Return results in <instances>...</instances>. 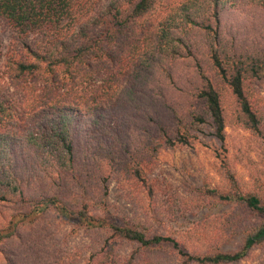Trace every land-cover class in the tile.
<instances>
[{"label": "trees", "instance_id": "16d2710c", "mask_svg": "<svg viewBox=\"0 0 264 264\" xmlns=\"http://www.w3.org/2000/svg\"><path fill=\"white\" fill-rule=\"evenodd\" d=\"M173 1L0 0V22L21 44L20 56L2 52L0 46V201L32 204L35 216L52 208L62 221L79 228L105 229L107 235L86 264H158L149 253L161 249L171 252L176 264H232L254 248L264 252V192L241 193L229 170L228 191L210 194L232 205L230 212L209 219L203 229L181 231L177 239L151 233L141 222L98 214L107 209L111 175L138 201L154 196L153 155L137 154L125 130L132 113L143 108L146 92L158 83L159 71L190 52L191 29L208 37L210 64L222 89L203 75L197 92L203 112L193 114L188 126H176L174 134L157 126L160 141L172 148L189 146L206 125L215 139L224 141L225 91L233 103L232 123L264 136L262 104L255 93V84L264 81V48L239 51L219 28L225 8H264V0ZM157 12L156 23L150 24L147 18ZM75 127L96 143L95 181L88 190L94 197L84 198L85 192L35 196L31 181L16 166L14 149L31 160L33 178H62L82 187ZM144 146L149 151L148 143ZM249 219L256 223L249 225ZM233 235L243 237L240 246L220 250L219 243ZM185 243L203 250L191 251ZM127 245L135 249L124 253Z\"/></svg>", "mask_w": 264, "mask_h": 264}, {"label": "rangeland", "instance_id": "374dc122", "mask_svg": "<svg viewBox=\"0 0 264 264\" xmlns=\"http://www.w3.org/2000/svg\"><path fill=\"white\" fill-rule=\"evenodd\" d=\"M158 16L157 12L147 21L155 24ZM219 28L222 37L239 51L253 53L264 48V8L227 7L220 14ZM188 38L190 52L183 53L159 71L158 83L146 92L143 108L132 113L125 130L137 154L141 157L153 155L150 184L154 196L138 201L127 194L115 175H111L105 198L107 209L98 211L101 217L141 222L151 233L176 239L181 231L203 229L209 219L230 212L232 205L221 204L210 194L211 191H228L226 170L233 175L241 193L264 192V136L258 138L232 123L233 103L226 91L224 111L228 120L224 141L215 139L208 125L189 146L167 147L159 139L157 126H167L170 134H174L176 126H188L193 114L203 112L202 101L197 98L203 75L217 89H222L210 64L208 37L201 30L191 29ZM0 46L2 52L21 54L18 37L1 22ZM255 93L262 104L264 119V81L255 84ZM262 128L264 135V124ZM144 142L148 143L149 151ZM73 145L82 187L77 183L68 184L62 178L54 181L33 178L31 160L23 152L19 153V149H14L16 166L23 177L31 181L35 196L46 194L62 198L68 192L77 195L85 192L84 198L94 197L95 192L88 190L95 181L92 153L96 143L89 142L81 127H75ZM131 154L135 156L133 151ZM108 172L105 169V174ZM32 208V204L0 201V264H86L107 235L105 229L79 228L62 221L52 208L38 216L31 214ZM248 223L252 225L256 221L249 219ZM242 239V236L233 235L230 240L219 243V249L233 251ZM185 244L191 251L203 250ZM134 249L133 245L123 246L124 253ZM149 255L158 264H176L172 253L165 249ZM232 264H264V252L259 247L254 248L247 258Z\"/></svg>", "mask_w": 264, "mask_h": 264}]
</instances>
